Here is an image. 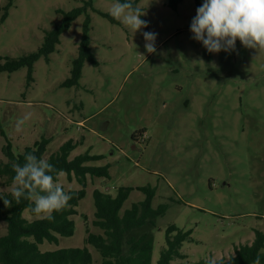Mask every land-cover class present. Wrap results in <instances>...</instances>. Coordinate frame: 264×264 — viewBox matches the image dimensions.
Here are the masks:
<instances>
[{
  "label": "rangeland",
  "instance_id": "rangeland-1",
  "mask_svg": "<svg viewBox=\"0 0 264 264\" xmlns=\"http://www.w3.org/2000/svg\"><path fill=\"white\" fill-rule=\"evenodd\" d=\"M133 2L148 21L135 34L102 15H110L114 0H0V64L37 51L65 12L83 9L49 59L34 64L30 85L27 67L0 73V158L6 160L8 139L17 154L51 139L45 159L73 140L78 145L70 160L89 152L102 158L87 166L108 168V177L88 176L72 216L74 235L42 243V252L87 247L93 264H101L86 244L87 228L101 233L94 225L95 191L116 196L132 188L124 213L146 199L137 188L152 187L154 207L170 203L152 233V264L171 224L192 232L182 247L187 258L173 264L229 258L256 230L264 231V52L237 40L234 52L209 53L192 39L190 24L203 0ZM87 20L98 65L86 61L79 86L65 87ZM145 31L157 34L155 53L146 52ZM58 180L66 190L82 188L64 172ZM23 216L44 218L29 210ZM6 234L0 221V236Z\"/></svg>",
  "mask_w": 264,
  "mask_h": 264
},
{
  "label": "trees",
  "instance_id": "trees-1",
  "mask_svg": "<svg viewBox=\"0 0 264 264\" xmlns=\"http://www.w3.org/2000/svg\"><path fill=\"white\" fill-rule=\"evenodd\" d=\"M179 0H171L176 4ZM201 3L202 0H197ZM9 6H6V11ZM83 12L82 8H76L64 13V20L45 35L41 47L21 58H9L4 64H0V73L7 71L13 73L22 67L28 68V85L33 81L34 64L42 57L49 56L57 50L61 35L67 31L73 21ZM113 22L116 20L108 15ZM7 17V13L4 18ZM89 20L84 27V35L78 46V57L72 63L71 76L64 83L65 87L79 86L82 77V69L86 61L97 66L98 62L90 50V37L88 36ZM2 60V59H0ZM0 126V133H1ZM51 139L42 138L33 146L26 147L21 153H15L13 145L7 140L2 151L6 160L0 158V198L12 200V205L6 208L0 199V221L7 223V234L0 236V264H93V256L87 247L64 248L55 251L42 252L39 248L44 242L59 243L60 237L74 235L75 223L72 216L78 214L77 207L86 195L88 176L108 177V168L87 166L90 161L100 160L102 156L91 155L89 152L76 156L70 160L71 152L77 147L78 142L70 140L63 144L54 154L45 159L47 146ZM34 154L37 158H43L54 166L57 173H66L68 180L74 178L82 185L80 190H64L71 195L69 207L60 212L53 213V219L38 218L29 221L23 216L25 210H29L32 216H37L31 211L30 201L21 199L17 204L11 195L13 178L15 175L13 165L23 164L26 154ZM59 177V176H58ZM138 190L146 194V199L135 203L133 206L121 212L125 201L128 199L132 188H120L116 196L95 191V221L101 233H91L87 228L86 244L92 245L102 258L101 264H152L154 238L153 230L157 226V219L167 214L170 203L153 206L156 188L139 187ZM191 231H184L171 224L166 230V246L161 251L158 264H173L174 261H182L187 258L182 252L184 242L191 240ZM264 231L256 230L252 242L235 248L234 259L221 258L216 264H253L257 256H260L261 264H264ZM208 260H200L196 264H207ZM184 264V263H180Z\"/></svg>",
  "mask_w": 264,
  "mask_h": 264
},
{
  "label": "clouds",
  "instance_id": "clouds-1",
  "mask_svg": "<svg viewBox=\"0 0 264 264\" xmlns=\"http://www.w3.org/2000/svg\"><path fill=\"white\" fill-rule=\"evenodd\" d=\"M109 13L133 34L148 27V21L141 19L146 12L133 0H114ZM190 31L192 39L201 42L209 53L234 52L237 40L245 48L264 52V0H203L196 9ZM142 35L146 52L155 53L157 34L145 31ZM26 119L17 121V131L21 130ZM13 169L15 175L11 195L17 204L21 199L28 200L33 213L49 220L53 219L54 212L70 206L72 197L58 180L62 173L54 177L51 173L56 169L47 160L29 153L25 155V162L22 165L14 164ZM0 199L6 208L12 205V200ZM261 253H264V249H261ZM229 259L232 261L234 255ZM207 264H216V261L209 259ZM253 264H261L259 255Z\"/></svg>",
  "mask_w": 264,
  "mask_h": 264
}]
</instances>
